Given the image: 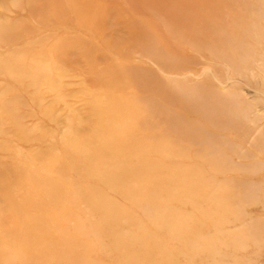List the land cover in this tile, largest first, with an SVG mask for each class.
<instances>
[{
  "label": "rangeland",
  "instance_id": "rangeland-1",
  "mask_svg": "<svg viewBox=\"0 0 264 264\" xmlns=\"http://www.w3.org/2000/svg\"><path fill=\"white\" fill-rule=\"evenodd\" d=\"M0 264H264V0H0Z\"/></svg>",
  "mask_w": 264,
  "mask_h": 264
}]
</instances>
